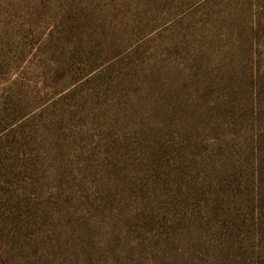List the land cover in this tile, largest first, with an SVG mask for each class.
I'll use <instances>...</instances> for the list:
<instances>
[{
  "label": "rangeland",
  "instance_id": "rangeland-1",
  "mask_svg": "<svg viewBox=\"0 0 264 264\" xmlns=\"http://www.w3.org/2000/svg\"><path fill=\"white\" fill-rule=\"evenodd\" d=\"M0 264H264V0H0Z\"/></svg>",
  "mask_w": 264,
  "mask_h": 264
}]
</instances>
